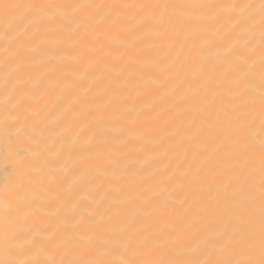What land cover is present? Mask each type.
Listing matches in <instances>:
<instances>
[{
    "label": "bare ground",
    "instance_id": "obj_1",
    "mask_svg": "<svg viewBox=\"0 0 264 264\" xmlns=\"http://www.w3.org/2000/svg\"><path fill=\"white\" fill-rule=\"evenodd\" d=\"M0 264H264V0H0Z\"/></svg>",
    "mask_w": 264,
    "mask_h": 264
}]
</instances>
